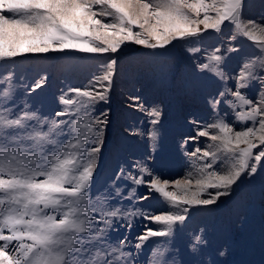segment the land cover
<instances>
[{
	"label": "rangeland",
	"instance_id": "obj_1",
	"mask_svg": "<svg viewBox=\"0 0 264 264\" xmlns=\"http://www.w3.org/2000/svg\"><path fill=\"white\" fill-rule=\"evenodd\" d=\"M0 264H264V0H0Z\"/></svg>",
	"mask_w": 264,
	"mask_h": 264
}]
</instances>
